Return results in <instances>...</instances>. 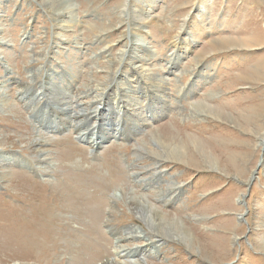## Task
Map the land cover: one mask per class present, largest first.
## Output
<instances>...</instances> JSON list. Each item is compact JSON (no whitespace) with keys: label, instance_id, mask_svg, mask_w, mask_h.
I'll list each match as a JSON object with an SVG mask.
<instances>
[{"label":"rangeland","instance_id":"374dc122","mask_svg":"<svg viewBox=\"0 0 264 264\" xmlns=\"http://www.w3.org/2000/svg\"><path fill=\"white\" fill-rule=\"evenodd\" d=\"M144 236L141 264H264V0H0V264H136Z\"/></svg>","mask_w":264,"mask_h":264},{"label":"bare ground","instance_id":"6f19581e","mask_svg":"<svg viewBox=\"0 0 264 264\" xmlns=\"http://www.w3.org/2000/svg\"><path fill=\"white\" fill-rule=\"evenodd\" d=\"M67 6H69V5H67ZM70 7H71V4H70ZM175 58H179L178 57V55L177 56H175ZM174 58V59H175ZM174 62V61H173ZM174 64H176V63H174ZM172 67V69L173 68H175L173 65L171 66ZM166 89L167 88H163V89H159V96H160V93H161V98L164 100L165 99V95H166ZM155 92V91H154ZM153 92V94H155ZM40 93H43V91H41ZM155 96V95H154ZM105 97V96H104ZM104 97L102 98V100L99 102V104H102V102H103V99H104ZM24 98V97H23ZM35 97L34 96H32L31 98H29L28 100H27V102H29V104L31 103V101H33V102H35V99H34ZM104 102H107V100H104ZM117 104H118V102H117ZM119 107H120V104L118 105ZM105 108V107H104ZM104 108H102V110H100L99 111V107L96 105V108H95V110H92L93 112H87V114L86 115H84L85 113L84 112H81V114H78V116H86V117H84V118H87L88 120H90V119H94V122L93 123H95L94 124V128H93V132H89V133H91V136L88 138L89 139V143H91V145L93 146V149H97L98 147H100L101 145H103L104 143H105V141H109V139H111V138H113V135L115 136L116 134L114 133L113 135L111 134V133H109V134H107L109 137H103V135H102V131H103V129H104V127H101L100 129V133L98 132V135H99V137H97L95 134L97 133V130H98V128H97V126H96V123H97V121L99 120V116L100 115H102V114H104L105 116L106 115H108V113H110L109 111H108V109H104ZM109 108H110V110H111V112H112V107H110L109 106ZM117 108V107H116ZM32 112H33V110H32ZM35 113V112H34ZM78 113H80V112H78ZM114 113V112H113ZM112 113V114H113ZM32 114V113H31ZM132 117V116H131ZM146 121V120H145ZM91 122V121H90ZM141 122L142 121H137L136 123L138 124V125H140V127L142 126L141 125ZM92 123V124H93ZM135 123V124H136ZM142 124H144L143 122H142ZM90 125V124H89ZM71 127H74V128H79V129H81V127H79V124H73L72 125V122H71ZM78 129V130H79ZM88 129H89V127H86L85 126V128L84 129H81L80 130V133H82V135L83 136H85L88 132H86V131H88ZM97 129V130H96ZM120 131H122V130H120ZM84 132V133H83ZM125 132V129L122 131V134ZM88 133V134H89ZM43 143V142H42ZM40 143L39 142H36L35 143V146H37V145H39ZM37 149L38 150H36V152H43L44 150H42V149H40L39 147H37ZM45 159H48L47 158V156L45 157ZM6 176V174H4V176H3V178ZM173 183V182H172ZM171 188H173L172 186H170V189ZM176 188H178V187H176L175 186V189ZM174 189V188H173ZM181 189V188H180ZM166 191H168V189L166 188L165 189ZM179 190V189H178ZM165 192V191H164ZM167 193H171L170 191H168ZM166 194V193H165ZM175 195V194H174ZM175 197V196H174ZM161 198V197H160ZM159 198V199H160ZM134 208H135V211L138 213V215L142 218V219H144L145 221H147V223L149 222L151 225H153L154 227H155V230H156V232L157 233H160V236H164V237H171V238H174V239H178V240H182L183 241V238H182V236L180 235V234H176L173 230V228L172 227H170L169 226V224H167L166 222H165V219L163 218V217H161L159 214H158V212H156L147 202L146 203H142V202H138V203H136V201H135V206H134ZM240 218H242V217H240ZM152 226V227H153ZM141 237H143L142 235H141ZM145 237V236H144ZM121 238V237H120ZM145 240L147 241L146 242V244H144V245H141V246H139V247H136V248H131V249H128L127 250V253H125V254H123L124 256H128V257H133V256H137L141 261H139L138 262V260H136L137 262H136V264H141V262L145 259V256H147V255H149L148 254V252L150 253V254H153V253H156V254H158V247H159V245H161L162 244V239H160V244H159V240H153V239H151V237H145ZM148 251V252H147ZM135 262V261H134Z\"/></svg>","mask_w":264,"mask_h":264}]
</instances>
